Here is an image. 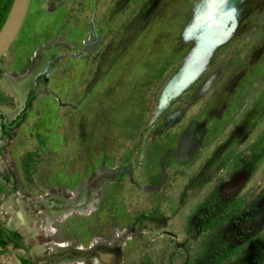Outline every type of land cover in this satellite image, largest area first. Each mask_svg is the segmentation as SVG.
<instances>
[{"label":"rangeland","instance_id":"1","mask_svg":"<svg viewBox=\"0 0 264 264\" xmlns=\"http://www.w3.org/2000/svg\"><path fill=\"white\" fill-rule=\"evenodd\" d=\"M27 94L0 133V183L77 187L53 212L83 214L45 240L77 252L36 262L264 264V0H30L0 56L6 121ZM16 198L0 194V220L27 238Z\"/></svg>","mask_w":264,"mask_h":264},{"label":"flooded vegetation","instance_id":"2","mask_svg":"<svg viewBox=\"0 0 264 264\" xmlns=\"http://www.w3.org/2000/svg\"><path fill=\"white\" fill-rule=\"evenodd\" d=\"M28 96H29V94H27L25 96L22 108L20 109L19 113L13 119L6 121V119L2 120L0 118V133L6 139L10 138L11 133L14 132L15 130H17L18 127L24 123L23 120L25 119L26 113L30 109V106L26 110L25 114L23 115L22 120L20 122H17V123H15V121L18 118V116L20 115V113L23 111L24 105H25V102H26ZM32 101H33V99L30 101V104ZM0 114H2L5 117V115L2 111H0ZM3 127H5V130H6L5 132L3 130ZM32 140L34 141V145H33L34 147L32 146V149H31L32 152L42 151V153H44L43 152L44 151L43 140L40 137H38V135H36L35 137H32ZM40 140L42 142V149L40 147ZM8 142L11 143V140ZM0 144H1L0 145L1 146L0 153L3 152V149L9 150L10 146L3 147V143L0 142ZM22 150H23V148H19L16 151L21 152ZM29 156L30 155L27 152L26 153V159L24 161V167L26 165V162H27ZM5 178H6L5 181H3V183L5 185H2L0 183V194L9 193V197L12 196L15 198L17 197L19 199V200L17 198L14 199L13 203L14 204L17 203V204L11 205L9 212H12V208H16V211L18 209H21V211L25 215L28 236H27V238H25V235L20 232V230L18 229V227L16 225H14L15 226L14 228H16V229H12V228L8 227V226H10V224L8 226L4 225L2 223V221L0 220V253L4 250H7V248L10 247L16 251H22L23 255H17V258H16V261L18 264H39L38 262H36V260L34 259L33 256L38 255L41 258H44L45 256L50 257L49 252L47 253V255H41V253L45 252L46 250L49 251L48 246L51 243H53L54 240H58L61 238V233H60L59 229L57 227H54V226L56 224H60V223L64 222L70 216L77 214V213L70 212L69 214L62 216L60 219H54L51 222L52 223V233L51 234L45 233L43 230L44 221H45L44 220L45 204H48V205L54 207L53 205L57 204V200H59L60 202L66 201V203L70 202L73 199V197H70V196H71V194H73V192L76 190L77 187L74 188L73 191H69L66 188H64L63 192H60V191L45 192L43 186H27L24 189L18 191V188L13 183L12 177L7 176ZM49 189L54 191V190H58L59 188L50 187ZM87 189L90 191H94V193H95L99 188H97V187L91 188V187L87 186ZM62 193L67 194V196L63 195ZM94 199L97 202V198H95V194H94ZM18 202H20L21 204L18 205ZM58 209L61 210V208H58ZM94 209H95V206H94ZM61 211L65 212V209H63ZM90 212H88L85 215H88ZM12 213H14V212H12ZM77 215H83V214H77ZM30 224H33V226L38 227L37 230L41 233L40 234L34 233L33 229L28 226ZM118 234H121V233H118ZM34 236H38V237H40V239H37V240L33 239ZM46 238H52L54 240L53 241L52 240L45 241ZM90 239H89V241H90ZM89 241H88L87 247L84 248V250H87L89 248ZM69 242H70V244L71 243H74L75 245L77 244L76 240H74V239H70ZM38 243H40V244H38ZM36 246H39L41 248V252H35ZM70 247L75 249L74 246L70 245Z\"/></svg>","mask_w":264,"mask_h":264},{"label":"water","instance_id":"3","mask_svg":"<svg viewBox=\"0 0 264 264\" xmlns=\"http://www.w3.org/2000/svg\"><path fill=\"white\" fill-rule=\"evenodd\" d=\"M30 0H12L7 15L0 27V56L9 47L18 33Z\"/></svg>","mask_w":264,"mask_h":264},{"label":"bare ground","instance_id":"4","mask_svg":"<svg viewBox=\"0 0 264 264\" xmlns=\"http://www.w3.org/2000/svg\"><path fill=\"white\" fill-rule=\"evenodd\" d=\"M37 62V61H36ZM41 64V63H40ZM40 64H39V66H40ZM38 66V67H39ZM34 68H37V67H34ZM39 69V68H38ZM29 80V79H28ZM27 83V82H26ZM25 83V84H26ZM25 84H23V85H25ZM11 93H13V92H11ZM79 192H81V191H79ZM79 194V193H78ZM78 194L76 195L77 197H78ZM75 195H74V197H75ZM81 195V194H80ZM48 198V197H47ZM80 199V201H79V204L78 205H80V206H82L83 204H85V203H88L89 204V201H88V195L87 194H82V196L79 198ZM57 203H59V202H57ZM61 203V202H60ZM54 206V205H53ZM90 210V209H89ZM53 211H57L55 208H53L52 206H50V205H48L47 204V215H48V220H47V222H48V224L50 225L51 224V222L54 220V219H58V218H60V216H62V215H65V214H68L69 213V211H67V212H64V213H61V212H59V213H54ZM53 213V214H52ZM92 248H95V247H92ZM49 250H50V255L52 256V255H54V254H57V253H59V252H63V251H66V250H70V251H72V252H77V251H75V250H73L72 248H70L67 244H52L51 245V247L49 248ZM100 256H102L103 258H102V260L103 261H106L107 263H108V258L106 257V256H104V255H102V254H100ZM118 262V261H117ZM116 262V263H117Z\"/></svg>","mask_w":264,"mask_h":264},{"label":"trees","instance_id":"5","mask_svg":"<svg viewBox=\"0 0 264 264\" xmlns=\"http://www.w3.org/2000/svg\"><path fill=\"white\" fill-rule=\"evenodd\" d=\"M11 1H12V0H0V27H1V25H2V23H3V21H4V19H5V17H6V15H7L8 9H9L10 4H11ZM32 99H33V98H32L31 95H29V96L27 97V100H26L25 105H24V109H23V111L20 113V115L18 116V118L16 119L15 123L20 122V121L22 120V117H23V115L25 114L26 110L29 108V106H30V101H31ZM0 118H1L2 120L5 119V117H4L2 114H0ZM3 130H4V132L6 131V130H5V127H3ZM225 258H226V253L219 252V253H217V255L215 256V258H214V260H213V264H218V263L222 262V260H224Z\"/></svg>","mask_w":264,"mask_h":264}]
</instances>
